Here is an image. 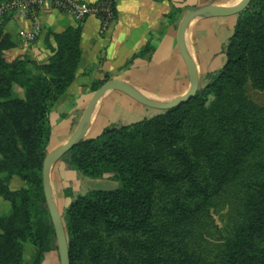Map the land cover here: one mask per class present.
<instances>
[{
    "label": "trees",
    "instance_id": "1",
    "mask_svg": "<svg viewBox=\"0 0 264 264\" xmlns=\"http://www.w3.org/2000/svg\"><path fill=\"white\" fill-rule=\"evenodd\" d=\"M12 16L0 17V198L9 203L0 214V264H25V243L34 247L31 264H42L55 241L42 186L49 112L75 78L81 26L47 32L46 61L6 60L17 44L4 30ZM236 17L225 63L188 101L108 124L62 156L87 178L119 182L78 194L65 209L70 264H129L130 251L132 264H264V104L245 92L250 81L264 97V0H250ZM13 176L24 186L11 189ZM231 198L239 218L217 244L202 246L208 208Z\"/></svg>",
    "mask_w": 264,
    "mask_h": 264
},
{
    "label": "crops",
    "instance_id": "2",
    "mask_svg": "<svg viewBox=\"0 0 264 264\" xmlns=\"http://www.w3.org/2000/svg\"><path fill=\"white\" fill-rule=\"evenodd\" d=\"M113 1L115 19L106 30H102L100 20L95 16L77 20L67 13L56 10L40 12L36 17L38 27L32 24L30 18L17 15H13L4 27L5 32L14 37L17 42L14 48L4 52L3 57L6 60L28 55L37 62H43L50 55V50L44 43L47 32L59 33L68 27L78 24L81 26L79 42L81 59L75 78L49 112L50 140L55 142V147L62 145L73 135L84 108L93 94L92 83L102 79L104 74L109 75V80L118 79L126 82L144 96L157 102H168L186 92L190 86V78L177 46V28L183 13L209 3L230 7L241 0ZM175 8L182 12L171 13ZM201 19L204 18L195 19L184 32V45L194 63L195 27ZM50 45H55L51 38ZM147 45L150 49L144 55L134 57ZM115 91L118 90H107L93 106L88 132L99 128L101 111L109 96L114 94L121 98V92ZM101 126L104 127L103 122ZM58 171H64V173L55 174V179L52 177L59 187H56L55 191L50 176L51 189L55 195L62 194L59 192L61 186L65 188L71 184L64 183L65 180L71 179L74 185L80 179L77 171L66 166H62ZM14 179L18 178L13 176L10 183ZM16 183L15 189L21 187V183ZM73 192H75L74 189Z\"/></svg>",
    "mask_w": 264,
    "mask_h": 264
},
{
    "label": "rangeland",
    "instance_id": "3",
    "mask_svg": "<svg viewBox=\"0 0 264 264\" xmlns=\"http://www.w3.org/2000/svg\"><path fill=\"white\" fill-rule=\"evenodd\" d=\"M201 19L196 27V57H195V65L197 66V74L199 80V87H203L206 81V74L208 72H216L220 69L226 61V46L228 44L229 37L233 32V28L236 22V15H228V16H217V17H196L188 23V27H190L195 19ZM187 27V28H188ZM180 54V53H179ZM181 56V55H180ZM181 60L182 57H181ZM184 63V61H182ZM16 92L19 95H22V91L18 86H15ZM94 92V91H93ZM121 92V91H115ZM245 92L247 97L250 101L255 104L263 105L264 104V97L261 90L254 88L250 81L245 84ZM121 98L116 97V95H111L105 102V106L102 108L101 111V120L98 123V129L96 131H87L86 137H94L98 135L102 129V122L104 126L108 123L116 124V125H127L134 122H139L145 119H150L158 114L164 112V110L153 108L141 104L140 102L136 101L129 95L121 92ZM50 151H53L57 147H55V142L50 140L49 143ZM62 166H66V162L64 157L60 158L50 167L49 176L54 178L55 174H60L64 171H58ZM57 171V172H55ZM77 171V170H75ZM60 172V173H59ZM80 176L79 181L73 185L71 179L65 180L64 183H71L68 184V187L63 188L60 187L61 195H55L52 192V198L54 202H56L57 208L61 215L63 225H64V211L69 206L70 202L74 197L78 194H83L90 189H102V190H109L115 189L119 186L118 181H114L111 179H91L87 178L82 175L79 171H77ZM55 179V178H54ZM60 179H62L60 177ZM53 184V190H56L58 184L55 180H51ZM21 183V187L24 186L22 181L19 179H14L10 183V188L15 189L17 183ZM62 185V182H61ZM64 186V185H63ZM73 186V188H71ZM69 190L65 192L64 190ZM73 189L75 192H73ZM52 191V189H51ZM59 197V198H58ZM9 211V203L4 201L0 198V214H6ZM208 219H207V226L202 232L199 243L202 246L212 247L213 245L219 242V238L223 237L229 228L236 222L239 218V215L236 212V208L232 204V198L230 202L226 203L225 201L218 202L214 206H210L207 210ZM65 228V227H64ZM55 238V234H54ZM121 241V240H120ZM119 240L115 241V245L117 250H121V243ZM197 242V240H196ZM34 251V247L28 243H25L23 246V257L25 264H31V256ZM130 252H127L128 262L129 264L133 263V258H131ZM44 264H60L59 261V250L56 242L52 240L50 249L45 253L44 257Z\"/></svg>",
    "mask_w": 264,
    "mask_h": 264
},
{
    "label": "water",
    "instance_id": "4",
    "mask_svg": "<svg viewBox=\"0 0 264 264\" xmlns=\"http://www.w3.org/2000/svg\"><path fill=\"white\" fill-rule=\"evenodd\" d=\"M249 2L250 0H241L236 5L230 7L217 6L209 3L200 7L189 9L183 13L177 28V46L190 78V86L186 92H184L180 96L173 98L168 102L162 103L144 96L141 92H139L137 89L133 88L124 81L118 79L108 80L93 92L91 98L89 99L88 103L84 108V111L80 117V120L73 135L62 145L58 146L56 149L46 155L42 164V186L46 206L50 215L59 250L60 264H70V262L65 228L59 210L52 198L49 171L51 165L58 161L66 152H68L71 147H73L85 137L86 131L90 124L91 111L95 103L109 89L119 90L129 95L141 104L161 110H168L172 107H175L181 103L188 101L192 96L195 95L199 86L198 74L195 63L184 45V32L188 23L199 16L217 17L237 14L242 11L248 5Z\"/></svg>",
    "mask_w": 264,
    "mask_h": 264
},
{
    "label": "built area",
    "instance_id": "5",
    "mask_svg": "<svg viewBox=\"0 0 264 264\" xmlns=\"http://www.w3.org/2000/svg\"><path fill=\"white\" fill-rule=\"evenodd\" d=\"M51 10L67 13L77 20L95 16L100 20L102 30L108 29L115 19L113 0H0V17L11 12L13 15L30 18L36 27L37 15Z\"/></svg>",
    "mask_w": 264,
    "mask_h": 264
}]
</instances>
